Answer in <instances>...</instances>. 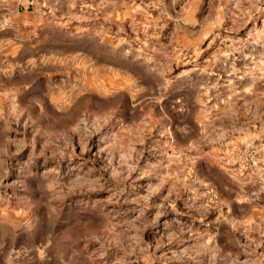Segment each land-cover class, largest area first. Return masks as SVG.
<instances>
[{"label":"rangeland","instance_id":"1","mask_svg":"<svg viewBox=\"0 0 264 264\" xmlns=\"http://www.w3.org/2000/svg\"><path fill=\"white\" fill-rule=\"evenodd\" d=\"M0 264H264V0H0Z\"/></svg>","mask_w":264,"mask_h":264}]
</instances>
